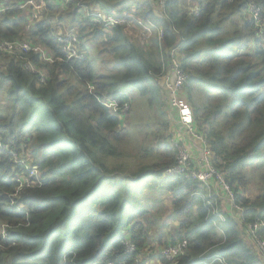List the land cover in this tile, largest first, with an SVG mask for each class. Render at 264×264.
<instances>
[{
  "label": "trees",
  "instance_id": "16d2710c",
  "mask_svg": "<svg viewBox=\"0 0 264 264\" xmlns=\"http://www.w3.org/2000/svg\"><path fill=\"white\" fill-rule=\"evenodd\" d=\"M26 1H0V43L24 41L56 60L43 61L31 51L0 52V89L11 106L0 114V141L6 146L0 148V226L6 225L0 264H137L136 253L124 251V238L138 248L146 242L149 210L131 212L128 202L140 193L142 181L170 195L172 214L179 219L169 242L159 239L158 245L185 241L175 262L161 258L160 264H222L215 256L226 264H264L243 238L242 224L218 209L215 194L208 196L202 183L185 175L161 177L176 162V146L158 145L157 162L129 177L113 175L102 160L119 156L118 147L128 138L123 114L102 101L129 102L118 82L141 94L162 95L154 81L164 63L168 69L169 49L176 47L188 76L182 96L189 100L211 164L244 209L243 220H264V0H166L164 16L156 13L154 0H42L35 19L30 5L21 7ZM251 2L262 14V35L247 15ZM127 6L161 28V37L154 28L141 43L123 26L105 31L82 12L101 7L102 13L118 16ZM68 15V30L76 27L80 40L90 39L115 71L97 76L81 43L83 60L57 59L65 60L55 36L60 27L54 24ZM28 61L40 73L28 70ZM194 93L204 94V104H196ZM162 97L168 103L166 92ZM167 113L160 122L164 137L172 119ZM9 150L26 159L31 152L30 162L42 178L41 186L22 189L13 205L12 178L20 168ZM249 184L257 185L251 197ZM215 206L223 219L214 216Z\"/></svg>",
  "mask_w": 264,
  "mask_h": 264
},
{
  "label": "built area",
  "instance_id": "2783aa9c",
  "mask_svg": "<svg viewBox=\"0 0 264 264\" xmlns=\"http://www.w3.org/2000/svg\"><path fill=\"white\" fill-rule=\"evenodd\" d=\"M56 1L62 3L64 0ZM26 5H30L32 7V10L34 12L31 18L35 19L37 17L36 10L41 9L44 3L43 1L27 0L21 5V7ZM152 5L159 16H164L166 14V0H154ZM82 12L87 18H89L91 22L98 24L105 31H108L115 26H125L126 24L132 23L134 26H137L140 29V34L145 38V40H148L149 34L152 30H154V28L156 29V33L159 37H161L162 35L161 28L154 27L151 22L144 21L139 17L135 6H127L118 16L106 15L101 11L91 10L86 7L83 8ZM195 12L196 11H194V13ZM247 15L258 24L260 28L259 33L262 35L263 28L261 24L263 23V19L259 6L256 3L251 2L247 10ZM27 27H29V25ZM55 36L60 50L63 54L62 58H65V60L57 58L58 60L67 62L70 60H83L85 58L84 51L80 47L81 44L78 39L79 37L75 32H56ZM17 50H22L24 52H34L38 54L39 58L43 61L52 62L56 60L54 59L55 57L49 56L44 48L40 46H32L24 41L15 40L10 42L4 41L0 43V52L5 55H11ZM168 56L169 63L167 72L165 74H160V77L163 79V84L168 90V105L174 108L177 112L178 121L184 130V138L181 140L182 143L179 142L178 144H175L174 140L178 139H174L173 136L170 137V140L177 147L176 162L170 166H167L161 173V177L170 178L185 175L193 179H197L205 186L208 192V196H211V194L213 193L211 192L212 189L219 188L222 192V195L225 196L229 201V207L232 210V216L237 220V222L242 224V230L247 236H249V238H251L260 256L264 259V235H262V230H264V220H243L244 209L240 204L235 202L234 192L225 183L223 175L210 162L209 149L194 124L193 111L188 101L186 102L185 100H182L178 95V92L184 87L188 76L181 67L176 47L169 49ZM25 67L32 73H40V69L30 61L25 63ZM90 88L92 87L90 86ZM102 103L113 113L122 112L127 108V105L129 104L128 102L120 104L117 100L114 99L103 100ZM185 138L194 139L199 142V144L201 145V156L195 153V149L186 146V144L184 143ZM5 147L6 146H4L0 141V148L5 149ZM8 154L13 158L17 167L20 168L19 171L14 173V176L12 178L13 183L16 184L13 193L9 195V198L11 200L10 204L13 205L14 197L22 189L41 186L42 178L38 169L30 163L29 159L23 158L16 152L11 150L8 151ZM209 189H211V191H208ZM218 209L215 206L213 212L214 216L219 219H223V215ZM1 227L3 228L2 235H4V228L6 227V225L2 224ZM124 247V251L126 253H136V263L141 264L143 258L138 257L139 249L136 248V246L128 238H124ZM184 247L185 241L178 240L174 244L160 248L159 255H161V258L165 259L168 262H175V260L180 255H182ZM213 259L218 260L222 264H226L224 259L220 257L215 256ZM143 264L149 263L145 261Z\"/></svg>",
  "mask_w": 264,
  "mask_h": 264
},
{
  "label": "rangeland",
  "instance_id": "374dc122",
  "mask_svg": "<svg viewBox=\"0 0 264 264\" xmlns=\"http://www.w3.org/2000/svg\"><path fill=\"white\" fill-rule=\"evenodd\" d=\"M99 9L101 11H106L104 10L106 8L99 7ZM29 22L31 23L30 19ZM70 22V16L68 15L67 19L61 22V24H54V26L60 27L57 28V33L75 32L77 34V30H74L76 27H74V29L72 28L68 30ZM123 28L128 32L129 35L133 37V39H137L141 43L148 41L145 40V38L140 34V29L137 26H134L132 23L126 24L125 26H123ZM152 35L153 30L149 34V38L152 37ZM78 39L79 42L84 46V48L88 50V57L94 64L95 74L97 76L98 74L100 75L102 73L115 71V68L113 67V64L110 63V60L104 58L103 55H97L90 39ZM163 67L164 68L160 74H165L167 72V65L165 63ZM160 74L159 76H156V80L154 82L160 88L163 95L164 92L167 93L168 90L164 86L163 79L160 77ZM5 86L7 87L8 85L6 84ZM116 87L118 88V90H120L121 93H124L130 97L127 108L121 112L123 114L121 125L127 130L128 138L121 145H119V156L105 155V158L102 160L105 162L108 168H111L113 170V175L118 177H129L133 172H136L140 168L148 167L155 161L157 162V155L154 150L155 148H158V145L167 144L168 146L171 145L172 147H174V143H182L181 140L184 138V130L178 121L176 110L168 105V103L164 104V102H162L161 99L163 97L161 94H155L154 90H152L151 94H141L138 89H136V87L122 82H118L116 84ZM185 87L186 83L184 84V87L178 92V95L182 100L189 101L182 96L185 93ZM7 97L8 96L5 90L0 89V114H6L11 111V106ZM152 97L154 98V100H150L152 99ZM192 98H194L196 104L200 103L201 101L200 105H202L205 102L204 94L200 95L199 93H194ZM166 112L171 113L174 118L173 137L174 139H178L174 140V143L170 140L171 135L167 134L164 137L161 131L160 122L163 120V118H165ZM184 143L187 147L195 149L196 154H199L200 156L202 155L201 145L198 141L190 138H185ZM30 153L26 155L29 156V160H31L33 157ZM137 178L139 180V176ZM140 184L142 185V188L140 189V191H138L140 193H138L134 197H129L128 199L130 208L132 209L130 210L131 212L138 213L143 211L144 209L149 210L145 217L146 226L144 236L146 242L142 248L136 247L139 249L138 257L147 258L146 260L150 261V264H160L162 256L158 255L159 250L162 247L171 245L166 243L169 242V239L174 234V226L176 220L168 204V194L158 191L155 187H149L145 185V181H142V183ZM256 190L257 185L249 184L247 187V195L251 197L253 193L257 192ZM208 191H211V189H209ZM211 192H213L212 194H217L218 197L219 195H222V192L219 188H214ZM216 202L220 206L219 200L216 199ZM2 231L3 228L0 226V234H2ZM242 234L245 241L251 247L253 246V251L259 256L262 261H264V259L260 256L257 248L254 246L251 238H249V236H247L243 230ZM262 235H264V233H262ZM159 239L165 240L164 242H166V245H158Z\"/></svg>",
  "mask_w": 264,
  "mask_h": 264
},
{
  "label": "crops",
  "instance_id": "0c3cea01",
  "mask_svg": "<svg viewBox=\"0 0 264 264\" xmlns=\"http://www.w3.org/2000/svg\"><path fill=\"white\" fill-rule=\"evenodd\" d=\"M96 11H98V9H95ZM129 103V102H128ZM174 112H175V110H174ZM170 117H172V119L169 121V128H167V131H169V134L168 135H171V136H173V126H174V118H173V116H170V114H169V112L167 113V120L170 118ZM195 154V153H194ZM169 196V199H168V197H167V199H168V204H169V206H170V195H168ZM215 197L217 198V200H219V203H220V206L217 204V206H218V208H220V210L222 211V212H225V214H229V215H231L232 214V210H231V208L229 207V201L226 199V197L225 196H223V195H219V197H218V195L217 194H215ZM176 221V223L177 222H179V219H175ZM176 223H175V226H174V229L176 228ZM147 262L150 264L151 262L150 261H148L147 260ZM154 264V263H153Z\"/></svg>",
  "mask_w": 264,
  "mask_h": 264
},
{
  "label": "clouds",
  "instance_id": "9594fccd",
  "mask_svg": "<svg viewBox=\"0 0 264 264\" xmlns=\"http://www.w3.org/2000/svg\"><path fill=\"white\" fill-rule=\"evenodd\" d=\"M115 100V99H114ZM103 102V101H102ZM222 213V212H221Z\"/></svg>",
  "mask_w": 264,
  "mask_h": 264
}]
</instances>
